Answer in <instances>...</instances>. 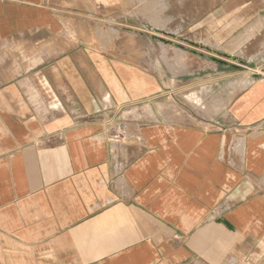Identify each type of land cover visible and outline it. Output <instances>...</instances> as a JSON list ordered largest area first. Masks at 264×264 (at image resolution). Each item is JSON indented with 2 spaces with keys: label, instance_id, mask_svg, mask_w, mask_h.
<instances>
[{
  "label": "crops",
  "instance_id": "crops-1",
  "mask_svg": "<svg viewBox=\"0 0 264 264\" xmlns=\"http://www.w3.org/2000/svg\"><path fill=\"white\" fill-rule=\"evenodd\" d=\"M83 4L0 0V264H264V0H176L195 57L250 79L209 123L141 117L162 83Z\"/></svg>",
  "mask_w": 264,
  "mask_h": 264
},
{
  "label": "rangeland",
  "instance_id": "rangeland-1",
  "mask_svg": "<svg viewBox=\"0 0 264 264\" xmlns=\"http://www.w3.org/2000/svg\"><path fill=\"white\" fill-rule=\"evenodd\" d=\"M83 6L87 14L95 11L85 15V39L91 36L96 49L157 75L162 83L158 96L140 104L141 117L149 114L168 123H209L229 117L236 87L250 79L238 75L245 68L231 61L213 63L195 57L189 32L176 30V0H95V4L84 0Z\"/></svg>",
  "mask_w": 264,
  "mask_h": 264
}]
</instances>
